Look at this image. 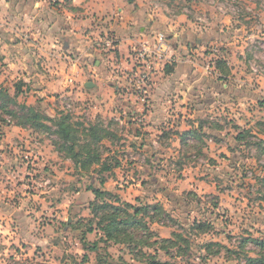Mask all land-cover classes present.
I'll return each instance as SVG.
<instances>
[{"label":"rangeland","instance_id":"rangeland-1","mask_svg":"<svg viewBox=\"0 0 264 264\" xmlns=\"http://www.w3.org/2000/svg\"><path fill=\"white\" fill-rule=\"evenodd\" d=\"M68 3L48 0L45 10L54 7L63 17ZM73 6L91 23L83 35H72V49L70 36L36 33L39 14L17 20L18 31L9 21L6 30L0 27V264H264L255 242L264 240V0ZM117 22L119 33L112 29ZM135 24L136 40H144L143 28L147 41L163 34L170 47L165 59H150L146 116L159 74L172 72V78L180 62H192L181 67L179 92L170 95L177 110L145 133L135 132L128 114L98 112L105 104L86 99L65 78L78 74L72 64L100 62L104 87L131 103L128 85L139 80L130 72L136 42L121 51L114 42ZM23 106L52 118L63 112L80 130L98 127L100 143L87 136L80 144H90L112 171L102 172L101 165L78 170L64 142L32 127ZM145 121L140 114L135 123ZM93 189L117 196L120 202L104 200L118 206H160L143 217L149 231L134 232L148 243L109 241L100 223L104 212L98 216L90 207Z\"/></svg>","mask_w":264,"mask_h":264},{"label":"crops","instance_id":"crops-1","mask_svg":"<svg viewBox=\"0 0 264 264\" xmlns=\"http://www.w3.org/2000/svg\"><path fill=\"white\" fill-rule=\"evenodd\" d=\"M62 1H68L69 10H65L66 16L64 15L63 17H60V15L54 10V7H51V9L45 10L46 5L48 0H40L36 3V5L32 4L31 7V13H25L26 7L31 6V3L34 2V0H0V27L4 28L6 30L7 21L13 23V29L18 31V28L16 26V23L18 21H21V19H32V14H39L41 15L42 18L40 20H37L36 26L34 25V29L36 30V33L40 34H46L45 36H48V34H52L53 38L59 39V36L62 35L64 36H70L69 40V47L72 49V43H73V37L72 35L79 36L80 34L83 35L87 27L90 25L91 21L90 19L84 18V15L82 14L81 16V11L78 10L77 7H74L73 9L71 8L72 5L78 4L81 6V3L86 0H62ZM35 6L41 7V10H36ZM46 6V7H45ZM45 7V8H44ZM82 7V6H81ZM43 11V12H41ZM47 11V12H46ZM80 13H79V12ZM96 11V10H94ZM46 12V14H44ZM78 12V16L76 17L75 14ZM121 16V19H126V16L123 15L122 12L119 14ZM46 19H47V24H49L50 20V25H46ZM59 19H62V24H59ZM85 19V20H84ZM129 19V18H128ZM18 20V21H17ZM11 25V24H10ZM119 22L115 23L112 26L113 31H118L119 33ZM130 25V24H129ZM126 26V31H128V37L124 38V36H119L117 35V40L114 42V46H116L120 51L125 50V47L127 45L132 44L133 42H143L146 41L149 37V35L146 33L143 28H140V35L144 36V40H136V38L133 36L135 34V28L137 27V24L134 28ZM125 27V26H124ZM16 31V32H17ZM35 34V33H34ZM51 36V35H49ZM151 37V36H150ZM54 42L52 44V48L57 47ZM127 43V44H126ZM66 47V46H65ZM82 50V49H80ZM83 52V50H82ZM80 60H83L81 57ZM100 62H96L94 67H91L88 64H82V66L78 67V63L72 64V71L78 72V74H75L76 77H69L65 76V78L68 79V81H71V83L76 82L77 89L80 90V94H82L83 97H86V99L90 98L92 101L97 102V100H101L100 103H104V106H101L98 110L100 111L101 114H107L108 111L110 112L111 115L113 116H121V115H126L128 114L129 116V124L133 127H135V132L137 131H142L143 133L149 132L150 130V125L155 126V123H160L166 116L170 114V110L172 112L176 111L177 107L174 109V105L171 106L170 100L172 99L173 93L179 92L177 88V82H182L183 80L181 79L179 81L180 77V72H181V67L186 65L192 66V62L190 60H186L184 62H180L178 67H175V73L171 75L172 78H169L170 73L168 75H163L162 73L159 74L160 80L158 79V83L156 85V90L153 94L152 97V112L150 111L149 115L146 116L147 108L143 107L142 104L137 100V98L133 97L131 100V103H125L121 99L123 97L119 94L116 96L114 92H111L109 90L111 89H106L104 87V82H102L103 75H105V71L99 67ZM160 73V71H159ZM185 74H183L184 76ZM185 77V76H184ZM88 83H93L94 87L93 88H88L86 87ZM60 86V85H59ZM195 86V84H194ZM70 87V86H69ZM61 88V89H66ZM117 89V88H116ZM170 96V97H168ZM151 98L149 94V99ZM177 98V96L175 97ZM125 103V104H124ZM174 109V110H173ZM97 112V113H98ZM142 114L144 118L146 119L145 124H136L137 118ZM148 114V113H147ZM164 121V120H163ZM191 131V130H190ZM190 131H187L186 135H192ZM192 132V131H191ZM139 135V134H137ZM139 137L136 136V139Z\"/></svg>","mask_w":264,"mask_h":264},{"label":"trees","instance_id":"trees-1","mask_svg":"<svg viewBox=\"0 0 264 264\" xmlns=\"http://www.w3.org/2000/svg\"><path fill=\"white\" fill-rule=\"evenodd\" d=\"M23 109L29 112V115L26 114V118L27 121H30V124L32 123V127H40L45 130H48L51 135L58 137L64 142L66 150L70 153L68 155L73 160L75 167L78 170L85 171L91 169L93 165H101L102 172L110 173L112 171L113 167L107 166L106 164L102 163L98 154L92 155V152H90L89 148L90 144L86 143L84 144L85 146H81L80 144L81 141L87 139V136L91 137L95 143H100L103 137L98 136L100 131L98 127L91 126L89 130L85 128H82V130H80L82 125L79 122L73 123L70 116L65 115L63 112L59 114V116L52 118L45 115L42 116L40 113H37L32 108L26 106H23ZM29 117L30 119H28ZM48 124H50V126ZM19 125L21 127L25 124L20 121V124H18V126ZM260 142V144L264 146V139ZM92 193L95 196V202H93L90 207L92 209V212H94L96 215H98V213L100 212H104L101 216H98L102 217L100 220L101 224L106 223L105 226H102V230L107 235L109 241H113L116 244H127L130 241L137 242L139 245H144L148 243L143 240L144 238H134V232L139 230L149 231V228L144 220V218L146 217L145 215L149 216L150 213L161 212L162 208L160 206L146 205L144 207H137L129 203H123L118 206L114 203H109L104 200L107 198H114V200L120 202L119 198L113 195L112 193L107 191H101L100 189H93ZM129 210H132L133 212L131 213ZM195 225L197 226L198 224ZM89 232H93V230L90 229ZM121 236L127 238L129 241L120 239ZM167 241L170 240H164V242ZM255 242L259 247H261V249L264 250V240H255ZM169 243L173 245L171 247H174L176 245L173 244L172 241H170ZM95 247L96 245L93 246L94 250ZM161 249L168 251L169 248L167 246H162ZM261 262L264 263L263 258L261 259ZM151 264L166 263H160L154 260L151 262Z\"/></svg>","mask_w":264,"mask_h":264},{"label":"built area","instance_id":"built-area-1","mask_svg":"<svg viewBox=\"0 0 264 264\" xmlns=\"http://www.w3.org/2000/svg\"><path fill=\"white\" fill-rule=\"evenodd\" d=\"M153 40V43L150 40L136 43L133 54L129 56L132 61L130 72L134 78H139V80L131 79L127 90L137 98L143 107H149V91L154 76V67L149 64L150 59H165V56L168 55L167 51L170 50L165 35L160 34ZM151 63L153 62L151 61Z\"/></svg>","mask_w":264,"mask_h":264},{"label":"water","instance_id":"water-1","mask_svg":"<svg viewBox=\"0 0 264 264\" xmlns=\"http://www.w3.org/2000/svg\"><path fill=\"white\" fill-rule=\"evenodd\" d=\"M86 87L93 88L94 87V84L93 83H88Z\"/></svg>","mask_w":264,"mask_h":264}]
</instances>
